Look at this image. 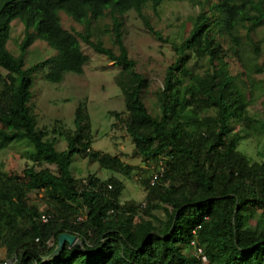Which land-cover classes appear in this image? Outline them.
I'll return each mask as SVG.
<instances>
[{"label":"trees","instance_id":"1","mask_svg":"<svg viewBox=\"0 0 264 264\" xmlns=\"http://www.w3.org/2000/svg\"><path fill=\"white\" fill-rule=\"evenodd\" d=\"M181 1L0 0V67L6 72L0 75V149L27 140L41 159L23 176L0 171V247L8 258L17 256L22 264H203L193 253L197 240L207 264H264V162L238 150L252 127L264 134V118L249 110L255 101L250 79L264 75L257 63L264 0H205L209 10L193 18L189 36L171 43L176 60L166 70L154 115L145 101L150 80L137 70L125 43L126 15L134 11L164 41L146 9ZM61 13L84 32L65 29ZM104 18L111 20L113 47L93 37V24ZM15 20L25 27L22 53L40 38L57 55L26 69L23 56L7 48ZM80 39L120 68L115 81L126 111L114 118L148 170L92 149L85 103L76 109L66 150L59 151L57 139L38 127L31 75L60 84L68 73L83 74L90 58ZM247 46L255 57L244 58ZM76 155L112 175L75 178L70 168ZM161 161L165 172L152 184V168L157 171ZM45 165L56 166L57 173ZM136 171L145 174V201L121 203L122 177ZM34 192L43 193L40 204L30 202ZM64 233L77 236L82 247L66 244L59 258L47 260Z\"/></svg>","mask_w":264,"mask_h":264},{"label":"rangeland","instance_id":"2","mask_svg":"<svg viewBox=\"0 0 264 264\" xmlns=\"http://www.w3.org/2000/svg\"><path fill=\"white\" fill-rule=\"evenodd\" d=\"M209 7L210 5H207L205 0H184L164 3L156 9L147 8L146 15L150 24L162 34L164 41L154 38L134 11L126 15L125 43L129 49L130 58L137 63V70L150 80L145 101L152 114H159L157 94L163 87L167 68L176 60L171 43L180 44L187 38L193 27V18L204 10L208 11ZM61 19L65 29L77 35L84 32L83 25L76 23L64 13H61ZM11 27L7 48L16 57L23 56L26 69H31L38 63L57 55V52L40 38L36 39L25 53H22L21 45L25 36L24 24L15 20ZM32 32L35 33L36 30ZM92 32L96 41L103 42L107 47H113L109 18L96 21ZM257 39L261 43L262 50L257 63L264 65V27L258 30ZM81 48L90 58L83 74L68 73L60 84L50 83L35 74L31 75L33 105L38 117V127L48 131L50 138L57 139L56 148L59 151L66 150V137L75 130L76 109L80 103H85L92 123V149L112 154L125 163L148 170L142 158L134 155L132 139L126 134L122 124L114 118V113L126 111L124 96L115 81L120 68L114 62H110L106 56L95 52L82 40ZM251 56L255 57L250 47L247 46L244 58ZM191 65H195L194 60ZM0 75H6L1 67ZM263 78V74H257L250 79L254 86L255 101L249 110L250 115L257 119L264 118V94L261 82ZM256 127L248 131L249 136L240 143L238 150L253 162H264V134ZM239 129L240 127H236V131ZM38 156L33 145L27 140L16 141L0 149V171L23 176V171L27 166H36L41 162ZM44 167L57 173L56 166L45 165ZM70 170L78 179L86 178L88 174H95L105 180L112 175L111 172L101 169L98 163L79 155L73 158ZM150 175L151 173L146 176L150 177ZM141 176L145 174L141 175L140 171H136L130 179L122 177L126 188L122 193L121 203L129 201L144 203L146 191L140 183ZM42 197V192H34L30 195V202L40 204ZM46 210L47 207L41 206L42 212ZM158 214L162 215L161 212ZM251 224L255 223L252 221ZM8 259L6 248L0 247V260L4 262Z\"/></svg>","mask_w":264,"mask_h":264},{"label":"built area","instance_id":"3","mask_svg":"<svg viewBox=\"0 0 264 264\" xmlns=\"http://www.w3.org/2000/svg\"><path fill=\"white\" fill-rule=\"evenodd\" d=\"M154 169H155V166L152 168V176H151V183L152 184H154L155 182H157L159 179L162 178V176L165 172V169H166L164 162L161 161L158 164V166H157L158 170L157 171ZM42 220L44 223H47L48 217L43 216ZM195 233L196 232H194V234ZM77 244H79L82 247V244H81L79 238H78ZM48 245L52 246L53 243L49 242ZM191 245L193 247V250L195 251L194 255L199 260H201L203 262V264H207V258H206V256H204L202 249L198 246V241L197 240L192 241ZM70 247H73V246H70ZM2 264H22V263H20V258H18L17 256H13V257L9 258L8 260L4 261Z\"/></svg>","mask_w":264,"mask_h":264},{"label":"water","instance_id":"4","mask_svg":"<svg viewBox=\"0 0 264 264\" xmlns=\"http://www.w3.org/2000/svg\"><path fill=\"white\" fill-rule=\"evenodd\" d=\"M77 242H78V237L75 235H71L68 233H64V234L60 235L58 238V244H57L55 250L47 258V260L54 261L57 258H59L60 255L62 254V252L64 251L66 244H68L69 246L81 247L79 244H77Z\"/></svg>","mask_w":264,"mask_h":264},{"label":"crops","instance_id":"5","mask_svg":"<svg viewBox=\"0 0 264 264\" xmlns=\"http://www.w3.org/2000/svg\"><path fill=\"white\" fill-rule=\"evenodd\" d=\"M108 178V177H107Z\"/></svg>","mask_w":264,"mask_h":264}]
</instances>
